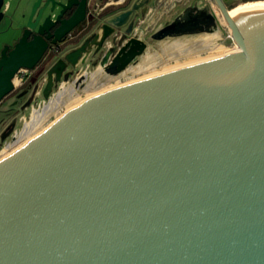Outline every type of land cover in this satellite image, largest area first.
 Listing matches in <instances>:
<instances>
[{"label":"water","instance_id":"obj_1","mask_svg":"<svg viewBox=\"0 0 264 264\" xmlns=\"http://www.w3.org/2000/svg\"><path fill=\"white\" fill-rule=\"evenodd\" d=\"M96 1L43 0L39 34L61 40ZM213 1L239 51L86 99L0 161V264H264V7ZM128 5L103 38L139 34L156 0ZM27 34L1 52L0 103L47 49ZM130 42L122 68L146 48Z\"/></svg>","mask_w":264,"mask_h":264},{"label":"flooded vegetation","instance_id":"obj_2","mask_svg":"<svg viewBox=\"0 0 264 264\" xmlns=\"http://www.w3.org/2000/svg\"><path fill=\"white\" fill-rule=\"evenodd\" d=\"M11 1L15 2L12 3ZM122 1L123 0H97V6H90L88 15L92 14L85 21L72 29L62 37L61 40L54 42L53 37L48 38V32L43 35L39 34L40 22L38 16L40 8L44 3L43 0H4L1 9L4 15L0 24L7 20L6 31L17 34L15 39H12L9 45H7L9 46V50H12L27 32L28 41H32L35 37L41 36L47 42V49L38 64L33 69L24 68L18 73L21 75L22 83L20 86L21 90L17 92L18 94L16 96L23 95L26 91L33 88L41 79L44 80L46 77L51 78L54 82L52 87L48 88V90H53L55 83L57 89L59 84L62 83V80H69L71 77L77 75L78 79L74 82L73 86L64 85L65 87H71L70 90L73 93L72 95H74V93H77V89L86 87H91V89L97 88L95 83L97 80H101V77H118L131 67L138 66L139 60L145 56L147 52L149 40L163 41L165 38L155 39L154 35L164 28L165 25L173 22L177 15L173 17L164 15L158 20L156 25L149 24L147 21L146 26L140 29L139 34L131 33L127 37H124L122 41L119 40V37H122L123 33L125 35L126 30L132 31V29H136L137 25H134V27L128 26L120 32L108 29L106 38H103L105 32L102 28L105 23L104 18L107 12L114 9V7H108ZM125 1L129 4L127 8H130L134 3V0ZM194 16L195 13L190 15L191 19L187 21L188 24L184 29H179L181 32L179 34L189 33L192 30L198 31L196 28L204 26L211 21L209 16H200L199 14H196V18ZM98 35L99 37H97ZM175 35L177 34L173 36ZM134 36L142 39L145 42L146 48L142 54L137 55L122 68L123 63L128 58L125 57V59H122L123 54L132 46L130 40ZM124 46L127 47L122 50ZM76 50H80V54L76 57V61H69L68 56ZM60 62H64L65 66L63 68L58 67V71L61 75L60 80H58L57 72L54 71V69L57 68ZM90 80L91 86L89 83ZM15 89L12 91L13 93L16 92ZM64 90H66V88L63 87L58 93ZM27 104H30V101H28Z\"/></svg>","mask_w":264,"mask_h":264},{"label":"rangeland","instance_id":"obj_3","mask_svg":"<svg viewBox=\"0 0 264 264\" xmlns=\"http://www.w3.org/2000/svg\"><path fill=\"white\" fill-rule=\"evenodd\" d=\"M262 1L264 0H223L224 4L230 10L243 4ZM209 17L211 21L204 26L196 28L198 31L192 30L189 33L177 34L167 37L163 41L149 40L147 52L139 60L138 66L131 67L118 77H101V80L96 81L97 84L93 80L97 88L91 89V87H86L77 89L76 94L74 93L70 97L64 96L62 102L58 105H54L53 101L56 99V95L59 94V90L64 87L69 89L68 91H71V87H65L64 85L73 86L74 82L78 79L77 75L71 77L69 80H62V83L59 84L57 89L55 83L53 90H48V85L50 84L52 87L54 82L51 78L45 76L46 78L44 80L41 79L29 91H26L21 96H16L18 94L17 92L21 90L20 86L22 83L21 75L18 74L15 78L16 92L8 94L0 103V158L3 159L18 149V147L15 148L14 146L20 140L25 126L33 122L32 119L35 111L42 113L48 110V108L53 109L43 114L40 120L41 123L34 130V136L32 135L33 137L31 136L30 139H33L43 132L69 109L92 96L138 81L156 73L165 72L167 71L165 69L168 67H178L179 64L191 63L194 60L210 59L212 54L217 53L216 49L219 46L239 49L233 40L231 29L225 22L219 9L216 12L211 11ZM6 27L7 20L0 24V56L3 48L9 45V42L17 36L14 32L6 31ZM89 83L91 86V80ZM28 101H30V104H27ZM75 101L77 104L74 103ZM6 151L8 153L2 156Z\"/></svg>","mask_w":264,"mask_h":264},{"label":"bare ground","instance_id":"obj_4","mask_svg":"<svg viewBox=\"0 0 264 264\" xmlns=\"http://www.w3.org/2000/svg\"><path fill=\"white\" fill-rule=\"evenodd\" d=\"M246 7H264V1H262V2H252V3H247V4H243V5H240V6H237V7H235V8H233V9H231L230 10V14L231 13H233V12H236V11H238V10H240V9H242V8H246ZM213 44V43H212ZM213 47H215V46H213ZM217 53L216 54H212L211 56H210V59H214V58H217V57H221V56H224V55H226V54H230V53H234V52H237V51H239V49L238 48H236V49H231V48H228V47H223V46H219V47H217ZM209 58H207V59H200L199 61H196V60H194L193 62H191V63H185V64H183V65H178V67H168V68H166L165 70H167V71H170V70H173V69H175V68H180V67H184V66H188V65H192V64H196V63H199V62H203V61H207V60H210ZM166 72V71H165ZM161 73H163V72H161ZM157 74H160V73H156V74H154V75H157ZM154 75H151V76H154ZM151 76H148V77H151ZM148 77H144V78H142V79H145V78H148ZM142 79H140V80H142ZM69 89H66V90H64V91H62V92H60L57 96H56V99L53 101L54 102V105H58V104H60L61 102H62V99H63V97L64 96H71L72 95V92L71 91H68ZM93 97V96H92ZM91 98V97H90ZM89 99V98H88ZM80 100V99H79ZM80 102V101H79ZM78 102V103H79ZM82 102V101H81ZM81 102L79 103V104H77L76 103V101L74 102V103H76L77 105L76 106H74V107H72L71 109H73V108H75V107H77V106H79V105H81ZM83 103V102H82ZM71 109H69L68 111H70ZM53 109H49L48 108V110H45L44 112H42V113H38L37 111H35V115L33 116V122L31 123V124H27L26 126H25V128H24V131H23V133H22V135H21V137H20V140H18L17 141V144L14 146L15 148L16 147H18V149L17 150H15V152L16 151H18V150H20L21 148H23L26 144H28V142L31 140L30 138H31V136L34 134L33 132H34V130H36V128L39 126V124L41 123V118L43 117V114L45 113H47V112H50V111H52ZM66 113V112H65ZM46 130V129H45ZM34 136V135H33ZM32 136V137H33ZM14 150H13V152H14ZM11 152V151H10ZM8 152L6 151L2 156H4V155H6ZM11 155V154H10ZM6 157H8V156H6ZM6 157H4L3 159H5ZM1 159V158H0ZM3 159H1V160H3ZM0 160V161H1Z\"/></svg>","mask_w":264,"mask_h":264},{"label":"crops","instance_id":"obj_5","mask_svg":"<svg viewBox=\"0 0 264 264\" xmlns=\"http://www.w3.org/2000/svg\"><path fill=\"white\" fill-rule=\"evenodd\" d=\"M184 5L192 8L193 14H199L200 16H210L211 11H218V7L213 0H156V5L150 10L151 15L147 18V21L149 24L156 25L164 15L173 17L178 12H183L187 7Z\"/></svg>","mask_w":264,"mask_h":264}]
</instances>
